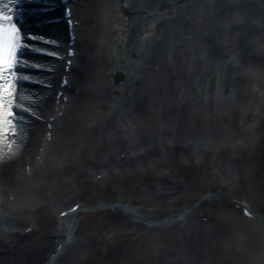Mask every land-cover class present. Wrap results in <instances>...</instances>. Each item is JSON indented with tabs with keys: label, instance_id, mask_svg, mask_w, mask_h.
<instances>
[{
	"label": "rangeland",
	"instance_id": "1",
	"mask_svg": "<svg viewBox=\"0 0 264 264\" xmlns=\"http://www.w3.org/2000/svg\"><path fill=\"white\" fill-rule=\"evenodd\" d=\"M208 4L219 7L223 17L210 62L194 73L204 39L177 27L168 50L172 62L180 57L177 68L160 77L176 82L175 99L160 81L149 100L135 111L122 112L108 129L112 138L139 140L136 152L111 159L112 168L93 173L92 179L73 175L76 182L69 186L60 187L63 173H57L45 187L50 203L35 202L23 222L15 218L3 224L5 231L0 228V264H47L58 242V224L63 223L60 210L75 203L81 208L67 220L76 221V264H165L181 259L192 232L204 223L215 239L200 264H258L251 248L256 245L248 242L264 235V224L245 216L238 205L210 196L220 193L229 200L250 201L264 189V0ZM118 13L130 16L124 4ZM103 18L106 24L115 21L105 13ZM235 34L245 41L230 47ZM128 56L133 61L137 54ZM100 75L102 80L92 84L89 108L69 103L68 111L79 123L62 138L64 145L54 139L51 161L43 171L81 161L85 127L119 105L127 88L125 76L109 70ZM184 127L191 138H181ZM89 153L91 160L104 163L103 154ZM247 163L248 169L241 171ZM62 196L65 204L57 208L51 200Z\"/></svg>",
	"mask_w": 264,
	"mask_h": 264
},
{
	"label": "bare ground",
	"instance_id": "2",
	"mask_svg": "<svg viewBox=\"0 0 264 264\" xmlns=\"http://www.w3.org/2000/svg\"><path fill=\"white\" fill-rule=\"evenodd\" d=\"M35 1L22 0L20 7H17L19 8L18 14H22L27 8L29 11L35 9L32 5ZM39 1L43 2L42 9L51 7L48 0ZM210 2L212 0H71L69 7H72L73 16L78 21L76 45L72 47L76 48L75 56L70 57V59L73 58L72 65L59 63V70L53 75L36 74L46 83L53 81L54 85L63 83L64 80L70 82L68 87L59 88L56 92L55 89L41 88L26 83L30 74L24 71L25 65L31 62L36 63L33 65L37 66L38 64L45 65L42 61L44 59L35 58L29 62L24 56H18V60H15L14 48L11 64L23 61L19 63V70L16 73L19 79L16 82L17 87L14 86L9 91L2 89L0 93V228L8 225L7 222L9 223L10 220L15 221V218L18 223L23 222V215L27 214L26 212L30 210L29 206L35 202H49L46 199L49 195L45 187L51 184L55 177H59L57 173H63L60 187L69 186L75 175H77L76 179L80 176L88 177V180L92 179L93 173L112 168L113 162L111 161L113 160L111 159L119 160L124 153L131 155L132 152H136L139 140L112 138L108 134L109 126L118 117L121 118L122 112L135 111L142 103L149 100L156 87L162 83V87L169 92V95L174 94L172 101L175 99L176 82L166 79L163 82L160 77L171 74L177 68L176 63L180 57H176L175 62H172L168 52L177 27L191 34L202 35L204 47L194 73L198 75L206 67V63L210 62L215 52L217 30L223 19L218 11L219 7H212V4H208ZM123 4L130 11L128 17L120 16L118 13L119 7ZM205 4H207L206 10L202 11ZM13 7L14 4L7 2L6 8L3 9L12 12ZM63 8L64 6H61L59 11ZM104 13L107 17H114L115 21L104 23L102 21ZM28 18L23 25H17L15 21H0L6 30L9 26L18 29L14 34L15 45L23 27L37 24L34 16ZM43 30L51 32L52 28L47 26ZM233 36L229 40L230 47L240 45L242 41H245V37H239L238 34ZM114 45L116 46L114 49L116 57L113 56ZM133 51L136 52L137 57L132 61L128 55ZM176 55L177 53L174 52L173 56ZM106 61H108L107 65ZM11 64L4 65L3 70L0 71V85H6L7 73L14 71L13 68L9 69ZM68 68L69 73L66 72ZM108 70L112 73L118 71L125 76L123 86L126 85L127 88L123 89L119 105H116L111 115L99 121H93L85 127L82 139L86 142L83 146L85 157L81 161L65 168L61 167V164L58 167L53 166L50 172L43 171L45 162L51 161V142L54 139L58 141L61 139L60 142L64 145L63 139L74 132L75 126L79 123V117L75 114L71 115L68 111L69 103L73 102L78 107L89 108L92 104L90 98L94 95L92 84L96 79L102 80L100 73L108 72ZM61 89L64 93L58 96ZM168 101L171 107L172 102ZM58 106L59 109H57ZM29 113L43 115L44 121H39ZM180 134L184 140L189 136L191 138L185 127L182 128ZM60 151L57 152L62 155L65 153ZM96 151L104 155V163L90 159L91 153L89 152ZM58 160L57 163H62L61 159ZM243 162L246 161L242 159ZM248 166L247 163L240 170L244 172ZM73 169L75 173L72 174ZM41 173L43 176L37 178V175ZM64 199L65 197L62 196L56 200L52 199L51 202H55L56 207L59 208L65 204ZM49 203L40 205L46 206ZM241 203L243 207L252 210L256 216L264 218V189L256 197L250 198V201L243 200ZM68 208H62L60 211ZM130 211L135 213L133 209ZM73 214L68 210L67 215L65 214V217L61 219L63 223L58 224L57 246L59 244L63 246L62 250L58 251L59 253L49 261V264H76L78 261L79 251L75 252L73 249L78 238L77 229L73 228L76 221L74 224L68 221ZM2 229L5 231L4 227ZM214 239L215 235L208 224H201L186 242L185 247L187 248L185 253L181 254V259L175 258L174 261L168 259L165 264H200L207 248L214 244ZM255 241L249 240L248 245H256L251 247L257 256L255 260L258 264H264V235L259 233Z\"/></svg>",
	"mask_w": 264,
	"mask_h": 264
},
{
	"label": "snow or ice",
	"instance_id": "3",
	"mask_svg": "<svg viewBox=\"0 0 264 264\" xmlns=\"http://www.w3.org/2000/svg\"><path fill=\"white\" fill-rule=\"evenodd\" d=\"M3 16V13H0V17ZM18 29L14 28L13 26H9L7 30L3 24H0V71L3 70L4 65L11 64L12 62V53L15 48L14 44V34L17 32ZM25 45L22 43L20 44V48L22 49ZM74 55V53H73ZM23 63V61L18 62ZM2 89H0V93H2ZM79 205H77V208Z\"/></svg>",
	"mask_w": 264,
	"mask_h": 264
}]
</instances>
